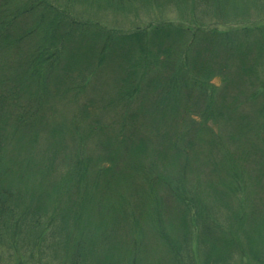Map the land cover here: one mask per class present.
I'll return each instance as SVG.
<instances>
[{"label": "trees", "instance_id": "1", "mask_svg": "<svg viewBox=\"0 0 264 264\" xmlns=\"http://www.w3.org/2000/svg\"><path fill=\"white\" fill-rule=\"evenodd\" d=\"M82 1L96 10L104 5L130 13L128 9L140 0H102V5L93 4L97 0ZM154 1L160 4L159 0L150 2ZM173 1L182 6L187 0ZM192 1L190 11L181 6L175 9L187 13L182 25L160 23L126 35L115 32L107 36L100 29L81 30L64 20L58 14L64 0H0V116L8 117L7 122L0 123L12 120L15 126H3L8 132L0 133V147L10 158L15 154L22 171H29L20 173L9 161H0V226L19 219L24 212L20 222L30 218L29 226L36 227L33 216H44L50 199L45 195V185L58 204L56 210L49 209L59 215L58 227L52 229L60 236L66 224L73 226L78 220V239L84 233V227H78L83 212L89 207L100 210L103 200L112 197L110 210H117L118 224L140 234L138 223L128 218L135 210L148 211L144 199L149 197L154 211L144 217H152L155 207H161L154 199H162L166 212H181L180 216L174 214L177 217L172 222L184 235L182 242L187 220L198 226L204 264H225L232 259L235 245L220 233L217 216L233 214L236 219L240 211L243 216L256 212L257 203L251 198L248 201L249 187L254 181L264 183V0H256L257 4L249 7L248 0H241L242 10H234L243 11L235 14L240 15L238 20L216 11L215 0ZM211 9L218 13L213 19L205 15ZM252 11L257 15L250 23ZM231 23H241V28L227 32L214 29ZM103 72L119 74L112 87L117 99L109 108L122 114L119 129L116 125L101 127L86 119L87 109L80 112L74 108L67 121L78 143L72 156L75 159L85 153L87 140L80 143L83 133L94 137L91 141L97 145L96 155L84 161V168L76 163L73 176L66 173L73 168H65V173L59 171L60 183L48 181L56 169L51 165L53 149L59 148L67 135H61L55 126L48 128L42 115L49 112V105L61 103L67 95L81 96L89 81ZM216 80L220 84L214 86ZM40 123L48 129L47 137L41 140L39 134L37 144L26 148L25 127H30L31 136L36 137ZM30 148L36 152L38 164L31 156L26 157ZM150 150L156 153L157 161ZM21 177L25 186L36 179L30 186L36 190L31 196L36 201L32 209L18 207L19 197L25 195L19 188L18 196H14L17 192L13 187ZM211 179L215 182L204 184L205 189L201 182ZM238 196L245 198L241 210V205L236 209L234 204ZM40 205L41 213L36 215ZM67 237L59 245H64ZM261 240L264 243V237ZM251 243L246 245L247 251L257 260L264 245L252 239ZM80 246L71 245L68 251L74 264L84 261ZM160 247L164 264L191 261L190 245ZM12 249L16 251L15 245ZM139 249L145 256V251L135 245L128 255L129 264ZM87 254L91 262L87 259L86 264H98L96 251ZM140 260L145 264L144 257Z\"/></svg>", "mask_w": 264, "mask_h": 264}, {"label": "rangeland", "instance_id": "2", "mask_svg": "<svg viewBox=\"0 0 264 264\" xmlns=\"http://www.w3.org/2000/svg\"><path fill=\"white\" fill-rule=\"evenodd\" d=\"M58 1L60 0H57V2ZM61 1L63 2V0ZM150 1L151 0H140L138 4L133 5V7L128 9L130 13H125L115 11L113 8L105 7L104 5L101 10H96L92 5L84 3L82 0H75L73 2L64 0V4L58 6V14H62L63 18H66L64 20H67L72 26H77L81 30L87 28L100 29L107 36H111V34H115V32L126 35L133 33L136 30H141L148 26L160 23L171 25H182L186 23L187 13L175 10L177 7L181 6L175 1L159 0L160 4L155 3V1ZM240 1L241 0H215V4L217 5L215 10H220L221 15H224L225 17L235 16L237 13L241 14L243 11L241 13L234 11L235 9L242 10L239 4ZM256 2V0H248L246 7L255 6L257 4ZM98 3L102 5V0H97L93 4ZM192 4V0H187L181 8L185 10L189 8L190 11ZM255 12L258 13V10H255ZM255 12L252 11L251 13L250 23H253L255 20V16L257 15ZM214 14L218 15V13L212 9L205 12V15L211 19L216 17ZM239 16L240 15H236L235 17H232L231 20H238ZM196 19L198 21L201 20L200 17H196ZM240 25L241 23H231L227 25H217L213 28L219 32H227L241 28ZM105 73L107 72H103V74L97 75L94 80H90L85 89H82V94L80 93L81 96L78 98H75L76 96L73 95H67L61 103L57 101L62 96L58 100L51 99V101L57 103L49 105V112L46 110V113L42 115L44 119L43 124H46L48 128L55 126L57 129H60L61 135H67L63 137L62 142L60 141V147H55L53 149L51 155H55V157L53 158L54 163L51 165L56 167V169L54 175H52L48 181L52 180L55 181L56 184L60 183L61 179L59 177L60 174L65 173V168H73L66 172L67 174L72 173L71 176H73L74 172H76L74 171L76 163H79L80 168H84L85 165H87L84 161H87L96 155L95 151L98 149L97 145L94 144V141H91L94 137L91 139L89 133H83L82 137L84 138L80 140V143L83 145L87 140L84 145L85 153L83 152L81 155H77L75 159L72 156V152H74L78 143L75 139V135L71 134L72 128L67 121L74 108L80 112H83V109H87L88 117L86 119L97 123L101 127L107 124L111 126L116 125V129H119V123L117 122H119L122 114H119L118 111L114 112L109 110L110 104L117 99V93L112 87L114 84H117L116 81L119 79V74L116 72L115 76H111ZM74 74L76 73L74 72ZM74 76L75 78L78 77V75ZM219 84V80L213 82L214 86ZM67 87H69V85H67ZM58 114H60V116H58ZM11 117L10 114V118ZM18 117L19 115L13 117V119L17 120ZM39 120H41V118H39ZM0 121L7 122L8 117L0 116ZM11 121H9L10 123L8 124L0 123V133L6 134L8 132V128H3L5 125H8V127L9 125L15 127ZM208 124L215 126L212 122H208ZM37 129L38 131L35 133L36 137H33L31 136L33 130L30 127H25L23 136L28 138L25 145L26 148L31 144H37L39 134H41V140L47 137L48 129L41 127V123ZM151 129L153 130V128ZM213 129L215 128L213 127ZM16 130H18V128H16ZM16 134H18V132ZM35 153L36 152L30 148L26 153V157L31 156L34 163L38 164ZM149 153L154 161L158 160L154 151L150 150ZM3 160L9 161V163L13 165L12 167L17 169L20 173L29 172L22 171V163L16 159L14 153L11 154L10 158L8 154L6 155L3 148L0 147V161ZM45 163L49 164L47 162ZM33 168L34 167H32V169ZM223 170L226 171L227 169L225 168ZM38 177L39 176H37V178ZM35 180L30 181V185L28 186L24 185L22 177L17 180L13 187V192H17V195H13L18 196L17 188L25 194L24 196L21 194L19 197V208L23 209L26 207V209H32L35 207L34 203L36 201H33L34 198L31 196L35 194L36 190L30 189V186L34 185ZM208 182L214 183L215 181L212 179L202 181L201 184H203L205 189L206 185L204 184ZM241 184L243 183L241 182ZM43 187V189H45V195L49 196L50 199L44 208V212H46L44 213L45 215L38 217V219H35L33 216V221L37 222L36 227L29 226V224H31L30 218H28L23 224L20 222L24 216V212L19 216V219H15V221H10L5 225L0 226V245H3L2 247L0 246V264H74L75 259L68 258V251L71 245H83L80 246V249L82 250L80 258L84 260L82 264H86L85 261L87 259V261H90L89 254H87L89 250L96 251L98 264H129L130 259L128 255L132 252V248L135 245L145 251V256L140 249L138 250V253L134 252L135 260L132 261V264H142L140 260L141 257H144L145 264H164V262L160 261V257L164 258V253L162 252L160 245H190L191 261H182L176 264H204V257L203 254H201L202 250L198 247V245H200L198 226L187 220L186 223H188V229L185 235V240L182 242L184 235H181V230L176 226V223L172 222L174 221L173 217H177L174 214H179L180 216L181 212L178 211L179 213L177 212L174 214L169 211L166 212L161 204L163 203V201H161L162 199H154V202L161 205V207H155V213L153 214L154 218L153 216L144 217L150 213V211H154L152 210L153 204L149 203V197L144 199L145 204L148 205V211H144V213L138 212L137 210L133 211V213L130 212L128 219H131L130 221L135 224L138 223L137 227L140 231V234H135L133 230L129 231L128 227L118 224L119 217H117V210H110V203H113L114 200L113 197L105 198L100 210L89 207L83 212L82 220L78 227H84V233L82 236H78L77 239L78 234L76 231L78 228L76 226L78 220L73 223V226L66 224L65 232L62 236L52 229L53 227H58L56 224L58 223L59 215L58 213L57 215H54L51 210H56L58 204L57 201H52L50 193L46 191V186L43 185ZM249 188L252 190L248 197V201H250L251 198L257 203L256 212L251 213L250 216L249 214L243 216V211H240V214L236 219L233 218V214L221 215L220 218L217 216L220 233L228 236L227 238L231 240V245H235L233 248L232 259L225 264H264V252H258V258L257 260H254L250 257L246 248L248 243L252 244L251 239L255 241L257 245H264L261 240V238L263 239L264 237V183L260 184L257 181H254L250 184ZM219 190L223 191L222 188ZM41 196L44 199V194L41 193ZM244 196L242 198H239L238 196L234 199L236 209H238L239 205H241L240 210L244 206V203L243 206L241 204V202L245 200ZM209 197L214 200V195ZM2 198H5L4 194L2 195ZM18 207L15 206L17 212L20 211ZM35 213L36 215L41 213V205ZM4 218H6V214L3 216V219ZM213 224H215V222ZM241 227L243 231L241 230ZM66 235L68 237L65 240V244L59 245L60 240L66 238ZM13 245H15L16 251L12 249ZM81 247L87 248L88 251L85 252Z\"/></svg>", "mask_w": 264, "mask_h": 264}]
</instances>
